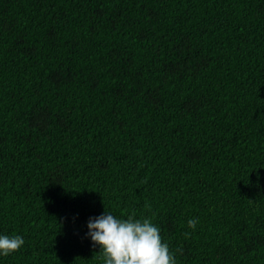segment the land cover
Segmentation results:
<instances>
[{
    "label": "trees",
    "instance_id": "1",
    "mask_svg": "<svg viewBox=\"0 0 264 264\" xmlns=\"http://www.w3.org/2000/svg\"><path fill=\"white\" fill-rule=\"evenodd\" d=\"M104 211L264 264V0H0V264H102Z\"/></svg>",
    "mask_w": 264,
    "mask_h": 264
},
{
    "label": "clouds",
    "instance_id": "2",
    "mask_svg": "<svg viewBox=\"0 0 264 264\" xmlns=\"http://www.w3.org/2000/svg\"><path fill=\"white\" fill-rule=\"evenodd\" d=\"M198 220L190 218L187 225L195 230ZM161 230L150 218H126L109 211L89 218L85 236L92 247L99 248L102 264H176L175 255L162 240ZM186 237L190 233L185 232ZM25 241L21 235L0 233V257H7L21 249Z\"/></svg>",
    "mask_w": 264,
    "mask_h": 264
}]
</instances>
